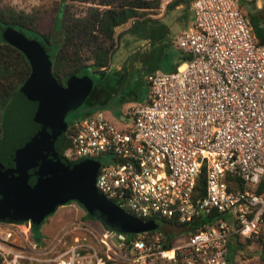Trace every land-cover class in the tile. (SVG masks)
I'll use <instances>...</instances> for the list:
<instances>
[{"label":"built area","instance_id":"2783aa9c","mask_svg":"<svg viewBox=\"0 0 264 264\" xmlns=\"http://www.w3.org/2000/svg\"><path fill=\"white\" fill-rule=\"evenodd\" d=\"M191 10L176 37L185 58L147 74L149 98L129 109V125L100 111L69 124V153L100 163L95 187L106 199L188 229L128 233L74 218L36 238L29 220L0 221V264H230V240L258 232L264 37L257 43L239 0H192Z\"/></svg>","mask_w":264,"mask_h":264},{"label":"water","instance_id":"95a60500","mask_svg":"<svg viewBox=\"0 0 264 264\" xmlns=\"http://www.w3.org/2000/svg\"><path fill=\"white\" fill-rule=\"evenodd\" d=\"M6 31L8 40L27 57L31 72L19 91L28 107L29 127L18 125V132L23 134L16 137L14 149L11 143L13 163L9 176L0 174V180L7 182L0 186V210H10L14 205L17 214L25 212L33 217L60 202L76 199L107 228L128 233L152 229V223L133 217L97 191V160L67 161L58 157L67 127L66 116L85 111L80 107L93 89L92 75L101 70L75 74L63 87L52 74V61L39 39L14 27Z\"/></svg>","mask_w":264,"mask_h":264},{"label":"trees","instance_id":"16d2710c","mask_svg":"<svg viewBox=\"0 0 264 264\" xmlns=\"http://www.w3.org/2000/svg\"><path fill=\"white\" fill-rule=\"evenodd\" d=\"M77 2L85 4L82 11L74 8V3ZM254 2L255 0H250L252 5ZM159 5L160 0H60L58 8L61 12L60 25H56L54 16L52 28L48 32H42L37 28L35 16L15 11L11 7L0 4V174L3 175L4 173L7 177L9 176L13 163L12 155L9 152L11 143L12 149H14L16 137L23 134L18 132L21 128L18 125L23 127L24 124L29 125V119L26 115L28 107L20 98L19 91L30 75L31 65L24 53L8 40L6 29L14 27L28 37L39 39L52 61V74L61 86L66 87L75 74H81L85 70L107 67L117 44L116 28L132 20L147 18L149 14L154 13ZM249 18L252 25L257 23L254 22V15ZM258 26L259 28L256 29L253 25L257 43H261L264 37V21ZM92 77L94 79V75ZM66 122L65 137L58 157L71 161L75 157L69 153L71 147L70 121ZM203 181L204 175L201 174L199 184ZM6 183L0 180V186ZM262 191H264V176L257 187V192ZM72 202L77 203L84 210L83 217L86 220L104 226L76 199L60 202L49 211L44 209L39 215L33 217H29L28 213L25 212L17 214V208L11 205L13 208L10 210H0V221L22 223L29 220L32 234L39 238L35 231L40 229L58 206ZM151 223L154 229L163 231L167 236L188 229L182 225L172 226L168 224L170 223L169 220L160 218H154ZM255 236L253 241L262 245L264 249V230ZM232 240L233 238L230 240L229 246L230 260L235 250L231 244ZM247 241L250 242V238H247Z\"/></svg>","mask_w":264,"mask_h":264},{"label":"crops","instance_id":"0c3cea01","mask_svg":"<svg viewBox=\"0 0 264 264\" xmlns=\"http://www.w3.org/2000/svg\"><path fill=\"white\" fill-rule=\"evenodd\" d=\"M191 2L160 0L159 7L147 18L132 20L116 28L117 44L110 64L94 75L93 89L83 103L86 104L82 108L85 111L78 116L100 111L119 128L129 125V109L135 104L147 102L149 98L147 74L173 71L185 58L177 46L176 37L193 23ZM250 25L256 37L251 21ZM124 108H127L125 113L121 111ZM65 206H72L77 211L74 202L59 207ZM83 216L84 212L78 218L85 219ZM74 218L76 216L73 214L52 215L43 223V228L41 226L42 232L47 237L51 236L65 222Z\"/></svg>","mask_w":264,"mask_h":264},{"label":"rangeland","instance_id":"374dc122","mask_svg":"<svg viewBox=\"0 0 264 264\" xmlns=\"http://www.w3.org/2000/svg\"><path fill=\"white\" fill-rule=\"evenodd\" d=\"M240 7L247 17V20L250 23V16L254 15L255 21L253 23L256 29L259 28L258 25H261L264 21V0H255L254 4L250 3V0H239ZM2 6L11 7L15 11H21L29 15L36 17V24L38 30L42 32H48L53 25V19L55 16V23L57 26L60 25L61 12L59 8L60 0H1L0 3ZM74 8L78 11H82L85 8L83 3H74ZM123 113L127 112V108L121 110ZM80 113L70 112L66 116V121H72L74 117H77ZM118 120V119H116ZM127 119H125L126 121ZM131 120L128 119V122ZM77 211H75L72 206L57 207L56 211L52 214L58 216L60 214L68 215L73 214L78 218L84 212V210L77 204ZM67 205V204H64ZM61 206V205H60ZM51 215V216H52ZM96 224H98L96 222ZM100 226V224H98ZM45 226V224H44ZM43 228V226H42ZM42 228L35 231L38 235H41L40 238H46V233L42 232ZM264 230V224H262L256 234L261 233ZM256 234L247 237L250 238V242L247 241V238H233L231 244L234 247V252L230 260V264H264V249L262 245L253 241V238H256ZM37 235V234H36Z\"/></svg>","mask_w":264,"mask_h":264},{"label":"flooded vegetation","instance_id":"af4514ba","mask_svg":"<svg viewBox=\"0 0 264 264\" xmlns=\"http://www.w3.org/2000/svg\"><path fill=\"white\" fill-rule=\"evenodd\" d=\"M94 82H95V80H94ZM84 103H85V102H84ZM85 105H86V104H82V106H81L80 108H83V107H85Z\"/></svg>","mask_w":264,"mask_h":264}]
</instances>
